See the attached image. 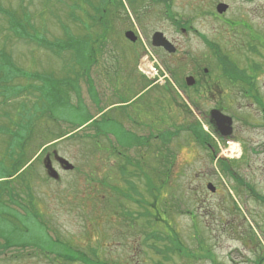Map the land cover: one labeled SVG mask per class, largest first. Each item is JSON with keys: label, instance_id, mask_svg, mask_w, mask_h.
<instances>
[{"label": "rangeland", "instance_id": "374dc122", "mask_svg": "<svg viewBox=\"0 0 264 264\" xmlns=\"http://www.w3.org/2000/svg\"><path fill=\"white\" fill-rule=\"evenodd\" d=\"M218 3L228 6L222 15L215 12ZM72 4L78 8L72 9ZM131 4L133 13L127 4V10L106 5L101 24L92 25L97 38L93 44L96 64L88 73L92 92L80 74L81 64L70 53L57 57L15 39L0 14V51L11 56L22 74L27 78L32 73L52 74L72 84L77 81L80 96L78 100L75 92L66 90L71 107L54 106L37 118L36 107L51 106L50 100L36 104L38 93L32 89L19 98L12 93L0 95V129H8L0 130V179L13 168L20 150L24 161L42 147L50 156L57 154L74 166L72 172L58 171L59 180L54 181L35 157L24 174L10 182V197L0 182V264H64L63 259L49 263L62 253L58 241L70 257L82 259L72 264H255L264 259V205L235 180L218 173L214 153L188 132L194 128L205 135L209 145L216 147L218 160H228L234 176L264 198V0H136ZM0 6L12 12H20L22 6L32 15L37 31L54 41L63 39V27L82 36L83 25L90 24L85 15L94 18L93 9L100 3L0 0ZM72 13L78 23L70 20ZM167 16L184 26L175 27ZM127 31L145 40L175 86L146 92L147 82L137 70L143 45L141 40L128 42ZM155 32L175 46L174 54L149 45ZM200 35L208 41L203 43ZM215 55L236 65L246 81L228 82ZM253 65L258 67L252 70ZM187 76L197 78L198 84L185 91L179 84L185 86ZM13 81L15 86L34 83L21 77L10 81V87ZM244 89L257 96V101L244 98ZM138 93L129 106L120 108L118 104ZM212 109L233 119L230 138L218 137L212 130L211 136L207 133ZM33 119L35 128L28 131L25 123ZM95 120L109 135L93 138L92 131L86 136L81 127L76 129L78 124ZM176 128L179 131L168 145L173 167L167 183L161 185L166 179L163 172L158 174L161 167L147 151V144L157 149L161 144L157 136ZM68 132L76 134L56 140ZM28 133L29 140L21 146ZM226 140L240 144L233 154ZM136 161L140 169L135 168ZM123 166L135 174L124 178L136 187L130 199H123L128 193L118 171ZM146 178L153 184L152 196L147 194ZM208 183L216 188L215 193L206 189ZM144 200L149 220L140 213ZM9 244L12 247H5Z\"/></svg>", "mask_w": 264, "mask_h": 264}, {"label": "trees", "instance_id": "16d2710c", "mask_svg": "<svg viewBox=\"0 0 264 264\" xmlns=\"http://www.w3.org/2000/svg\"><path fill=\"white\" fill-rule=\"evenodd\" d=\"M45 1V0H44ZM81 1H85L86 0H81ZM128 4H130L131 7L132 1H136V0H125ZM100 6L95 10L96 13V17L91 18L90 15H85L86 18H88L90 20V24L89 25H83V31L84 34L80 37H76L72 34V32L69 31L68 28L63 27L64 30V35H63V39L60 40H54V41H49L47 40L43 34H41L39 31H37V29L33 26L32 24V15L29 14L27 12V10L25 11L22 6H20V12H12L10 10L7 9H3L0 6V14H2L4 17H6V21H7V30L10 32V34L17 40H21L24 41L27 45L33 44L34 47H36L39 50H43L46 51L54 56H61L63 52H68V54H71V57L73 60H77V62H79V64H81L83 71L81 73V75L84 77L85 79V84L87 86V91L88 92H92L93 91V87H92V83L90 82V78L88 77V73H89V68L93 65L96 64V59H95V55H94V47L93 44H96L97 42V38H95L93 36L92 33V25H95L96 23H100V20L102 19L104 13L107 12L106 9V5H108L109 7H111V5L113 6H118L121 7L122 6V2L121 0H99ZM109 3V4H108ZM78 6L76 4H72L71 8H77ZM168 18L172 19V17L168 16ZM70 20L73 23H78L79 19L78 17L75 16L74 13L70 14ZM175 21V20H174ZM101 37L104 38L105 37V32H103L101 34ZM100 51V50H99ZM223 57V56H222ZM219 56L218 62L222 67L221 70V74L222 71L225 70L226 72V76L225 78L229 81H246L245 80V75L237 68L236 65L230 66L227 64V60L223 57ZM226 61H225V60ZM228 69V70H227ZM22 69H19L18 67L15 66L13 59L11 58V56L9 54H7L4 50L0 51V91L1 89H3V91L0 92V95L3 94V92L5 93H12L13 95H15L16 98L19 97H23L25 95V93L32 89L34 90L36 93H38V96H36L35 99V103H39V102H44L45 99L50 100V104L51 106H46L45 103L44 105H42L41 110L36 107L38 109V115L42 116L46 115V110L52 111V109H54V106H58V107H62V108H69L71 107V105H69L68 101L66 100V90H72L73 92H75L77 94V99L80 100V96L78 95L79 92V85L77 81H74L73 84L71 81H69L68 79H56L52 76V74L49 75H38L36 73H32L30 77H25V74H22ZM24 72V70H23ZM16 75V76H15ZM15 77V78H14ZM25 78V79H30L31 81L38 82L39 85H35L33 84H28L25 86H21L14 85V81L12 82V85H14L13 87H10L8 84L10 83V81L14 80V79H18V78ZM216 84V83H214ZM244 94L249 97V92H247L246 89H244ZM33 99V100H34ZM44 99V100H43ZM3 100V98H2ZM5 101V100H3ZM6 103V101H5ZM25 106V105H23ZM77 111L79 109L77 108H71V110ZM42 111V114H41ZM51 116V115H50ZM102 117H104L102 115ZM20 118L22 119V115L20 116ZM36 118V119H37ZM41 119V118H39ZM35 119H33L31 121H26L25 125L27 130L29 131L30 129L35 128L34 125V121ZM86 120V119H85ZM102 121V119L100 120ZM100 121H93V122H87V123H81L78 124L79 126L76 127V129L80 128V131L84 130L86 131L84 133V135L88 136L90 135V133H88V131H92L93 133L91 134V136L93 138H98L101 136H105V135H109V133L104 130L105 128L102 127V129L104 131L101 130V128H99V123ZM57 122V120H56ZM58 127V126H55ZM182 128V127H181ZM177 131H171V132H165L163 134H161V136L159 135L158 138L161 141L160 146L156 149L152 148L148 145V150L152 152L153 158L154 160L158 161L157 166L161 167L159 168L160 170L157 171L158 174H161L163 172L164 174V178L166 179V181L162 180L161 181V185L166 184L167 183V179H169V173L173 167V156L169 155L171 153L170 148L168 147L170 140H172V138L174 137V135H176V133H178L179 129L176 128ZM190 129V128H189ZM188 129V132H190L191 136L193 135V137L197 140L198 144L199 141H202L200 144L203 145V148L209 149V151H212V146L209 145V139L205 136V135H200L198 130H193L194 128L191 129V131ZM1 131H6L8 130L7 128L2 127L0 129ZM72 132H68L65 134H61L56 140L58 139H68L70 138L72 135L76 134V133H72ZM198 133V134H197ZM68 134H71L70 136H67ZM174 134V135H173ZM31 136L30 133H28L22 140V142L20 143L21 146H23L28 140L29 137ZM149 139H145V142H148ZM207 149V150H208ZM15 158H13L14 160ZM126 160L127 157L125 158ZM29 159H26L24 161L23 159V151H19V153L17 154L15 163L13 165V168L10 169V172L8 173L7 176H5V178H12L15 177L11 180H5L2 181V184H4L7 189H6V195H8V197H10L12 195V190L9 188V184L11 181L16 180L18 178L21 177V175L24 174L25 170L24 167L28 164ZM131 160L128 161V166H131ZM135 164V168H139L138 166V161L134 162ZM137 164V165H136ZM22 169H24L20 174H18ZM218 169L225 175L229 176L231 179L235 180V182L238 184V186H244L246 188H249L250 185L246 184L244 181H242L241 179H238L234 176V172L232 170V167L229 165V163L224 162V161H220L218 163ZM138 170V169H137ZM156 169L152 170V172H154ZM118 171L121 174V177L124 180V183L127 187V195H124L123 199H130L131 197H129L130 193L135 192L136 191V187L135 185L124 179L128 176L133 177L135 174H131L129 172H126V167H118ZM155 171V173H157ZM154 173V174H155ZM128 175V176H127ZM146 177L149 176L148 174H144ZM147 183L146 184V188L148 189V195L150 194L151 196L153 195L154 191H153V184L148 180V178H146ZM251 190V189H250ZM252 195L259 201L264 203V198L259 197L255 192L251 191ZM30 199V202L31 203ZM120 202V200H119ZM154 203L155 200L152 201V206L154 207ZM120 207L121 205L118 204ZM141 207L143 209H141L140 213H144L141 214L142 217L147 218L149 220V217H151L150 215V210H148V205L147 202L144 200V202L142 203ZM139 213V214H140ZM125 217V216H124ZM131 221V219H130ZM151 221V220H150ZM152 222V221H151ZM61 241H58V243L60 245H62L63 250L62 253L58 254L57 256H55L56 258H60L61 260H64V264H72L74 262L77 261H82V259L78 256H73L70 257V253H68L67 249H64V244L60 243ZM10 245V244H9ZM5 247H12L10 246H5ZM61 247V246H60ZM67 248V247H65ZM166 249V248H165ZM100 264H105V263H101ZM85 264V263H84ZM107 264V263H106Z\"/></svg>", "mask_w": 264, "mask_h": 264}, {"label": "water", "instance_id": "95a60500", "mask_svg": "<svg viewBox=\"0 0 264 264\" xmlns=\"http://www.w3.org/2000/svg\"><path fill=\"white\" fill-rule=\"evenodd\" d=\"M227 9V6L224 5V4H219L217 7H216V11L221 14L223 12H225ZM125 37L134 42L136 40L135 36L133 35V33L131 32H127L125 34ZM153 46L155 47H162L164 50H166L168 53H173L175 51L174 47L168 42L166 41L162 34L160 33H156L154 36H153V42H152ZM194 81L192 79H187V84L188 85H193ZM210 117H211V120L214 122L215 126H216V129L217 131L219 132V134L221 136H230L231 133H232V120L230 117H227V116H224L222 113H220L219 111L217 110H213L211 111L210 113ZM61 164L63 165L64 169L65 170H70L72 169V166L69 165L67 162H64V161H61ZM49 168V167H47ZM50 170V168H49ZM50 175L51 177L53 178H57V175L56 173L50 171ZM207 189L210 190L211 192H214L215 189L212 185H207Z\"/></svg>", "mask_w": 264, "mask_h": 264}, {"label": "flooded vegetation", "instance_id": "af4514ba", "mask_svg": "<svg viewBox=\"0 0 264 264\" xmlns=\"http://www.w3.org/2000/svg\"><path fill=\"white\" fill-rule=\"evenodd\" d=\"M244 27H246V25H244ZM251 42H253L251 39H250ZM255 47V46H254ZM264 48V47H263ZM254 52H257V49L256 48H253ZM260 264V263H259ZM261 264H264V263H261Z\"/></svg>", "mask_w": 264, "mask_h": 264}, {"label": "bare ground", "instance_id": "6f19581e", "mask_svg": "<svg viewBox=\"0 0 264 264\" xmlns=\"http://www.w3.org/2000/svg\"><path fill=\"white\" fill-rule=\"evenodd\" d=\"M236 149V147H231L230 151L232 152L231 154H233L234 150Z\"/></svg>", "mask_w": 264, "mask_h": 264}]
</instances>
